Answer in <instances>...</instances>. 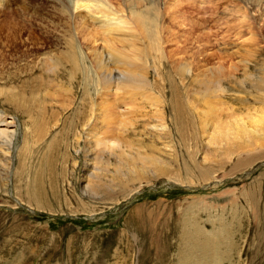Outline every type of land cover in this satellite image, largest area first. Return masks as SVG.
<instances>
[{"label": "rangeland", "instance_id": "374dc122", "mask_svg": "<svg viewBox=\"0 0 264 264\" xmlns=\"http://www.w3.org/2000/svg\"><path fill=\"white\" fill-rule=\"evenodd\" d=\"M69 39L87 73L75 75L66 63L54 71L36 67L49 58L65 61ZM104 51L139 59L137 70ZM184 67L191 68L185 78ZM127 70L128 82L147 86L116 93L115 78ZM0 79L1 91L17 88L15 99L0 95V112L20 132L12 177L0 174V264H179L189 233L214 238L223 228L231 241L224 237V258L209 264H264V138L217 153L202 136L216 115L207 118L211 86L226 90L227 104L212 105L228 110L219 113L223 120L230 114L252 126L264 113V0H0ZM100 97L106 112L99 120L122 123L125 143L117 145L125 158L83 137L76 111L90 115ZM14 103L24 107L16 111ZM108 105L124 118L115 121ZM75 134H83L79 144ZM138 154L151 158L139 161ZM39 182L46 189L44 197L35 189L40 208L25 201L28 186Z\"/></svg>", "mask_w": 264, "mask_h": 264}, {"label": "bare ground", "instance_id": "6f19581e", "mask_svg": "<svg viewBox=\"0 0 264 264\" xmlns=\"http://www.w3.org/2000/svg\"><path fill=\"white\" fill-rule=\"evenodd\" d=\"M82 5V4H81ZM85 5V4H84ZM87 8V7H86ZM146 21H147V23H149L148 22V20L147 19H145ZM143 21H144V19H143ZM110 25H111V27H114L111 23H110ZM124 25H125V23H121V24H119V25H116L115 27H117L119 30H122V29H124ZM149 25V24H148ZM139 26V25H138ZM140 28H141V26H140ZM149 30V29H148ZM150 33V32H149ZM144 34V33H143ZM91 35V34H90ZM70 36H72V35H70ZM88 36V35H87ZM126 36V35H125ZM147 36V35H146ZM93 37V36H92ZM109 37V36H108ZM112 37V36H111ZM70 38V37H69ZM72 38V37H71ZM102 38H104V37H102ZM128 38V37H127ZM149 38H150V40L152 41L153 40V35H149ZM73 39V38H72ZM136 39V38H135ZM73 40H75V39H73ZM69 41H70V39H69ZM68 41V42H69ZM107 41V40H106ZM66 43V44H69L70 46H68V45H66L67 47H68V50H69V52H70V54H63L62 55V57L65 55V61H63L62 60V58L61 59H59V61H55V60H57V59H52V58H49V59H45V60H42V61H39L38 62V64L36 65V67L38 66V68L39 69H43V70H45L44 68H46V70L47 71H54V70H57L58 69V65L60 66V67H62V63H66V64H69L70 66H71V68H72V72H73V74H78V75H84L85 73H87V68H85V66H81V59H80V57L78 56V50H80V48L78 49V45L77 44H75L74 42V44L72 43V41H70V43H72V44H70V43ZM108 43V42H107ZM81 44V43H80ZM108 44H111V43H108ZM77 45V46H76ZM118 45V44H117ZM132 46V45H131ZM139 46V45H138ZM141 47V46H140ZM135 50H137V49H135ZM81 51V50H80ZM133 51V50H132ZM92 52V54L94 55V56H96V57H101V61H103V58H102V53L101 52H94V51H91ZM130 53H131V51H130ZM107 56L108 57V59L109 60H111V58H114L115 59V61L117 62V63H123V64H125V65H127V66H129V67H135L136 65H134L139 59H136V58H129V57H126V56H124V57H122V55L120 54V53H115V52H112V51H104V56ZM103 56V57H104ZM57 58V57H56ZM59 58V57H58ZM82 58V57H81ZM93 58H95V57H93ZM83 59V58H82ZM106 59V58H105ZM98 60V59H97ZM149 61V60H148ZM95 63V62H94ZM111 63V62H110ZM140 65L142 66V68H143V66L144 65H146V63L144 64V61L142 60V61H140ZM105 64H106V62H105ZM184 64V63H183ZM93 65V64H92ZM96 65V64H95ZM97 65H98V63H97ZM99 67H101V65H103L102 64V62H99ZM65 66V65H64ZM94 66V65H93ZM107 66V65H106ZM150 66H151V64H150ZM153 66V65H152ZM186 66V65H185ZM66 67V66H65ZM64 67V68H65ZM95 67V66H94ZM98 67V66H97ZM98 67V68H99ZM104 66H102V68H103ZM178 67H181V66H178ZM187 67H189L188 65H187ZM93 68V67H92ZM105 68V67H104ZM137 67H135V69H136ZM140 68V67H139ZM35 69V68H34ZM110 69V68H109ZM156 69V66L154 65V70ZM191 69V68H190ZM190 69L189 68H186V67H184L181 71H180V75H181V77H184L185 76V74L188 72V73H190L191 71H190ZM31 70H33V69H31ZM71 70V69H70ZM103 70V69H102ZM115 70H117V69H115ZM137 70V69H136ZM147 70L149 71V69L147 68ZM153 70V69H152ZM151 70V71H152ZM160 70V69H159ZM158 70V71H159ZM36 71V70H35ZM40 71V70H39ZM42 71V70H41ZM100 71V70H99ZM104 71H105V69H104ZM113 72H114V70H112ZM143 71V70H142ZM31 72V71H30ZM101 72V71H100ZM110 72V71H109ZM109 72H108V74H107V72H106V74L107 75H109ZM139 72H140V70H139ZM147 72V71H146ZM150 72V71H149ZM155 72H157V70L155 71ZM26 73V72H25ZM69 73V72H68ZM102 73V72H101ZM129 74V71L127 70V71H120L117 75H118V77L117 78H115L116 80H120V84H118L117 85V88H116V93H118V91H119V93H120V91L121 90H125L124 92H126L127 91V89H129L130 87H132L133 88V90H139V89H141V88H144V87H146L147 85H146V82H144L143 80H135L134 78V81H130V82H128L129 81V79L127 78V80L125 79L126 77L125 76H127V74ZM154 73V72H153ZM161 73V72H160ZM178 73V72H177ZM18 74V73H17ZM98 74V73H97ZM134 74V73H133ZM132 74V76L133 77H135L136 79H137V76H134ZM158 74V73H157ZM209 74V73H208ZM20 75V74H19ZM25 75V74H24ZM43 75V74H42ZM46 75V74H45ZM72 75V74H71ZM101 76H102V74H100ZM111 77H113V75H114V73L112 74V72H111ZM159 75V74H158ZM189 75V74H188ZM31 76V75H30ZM51 76V75H50ZM101 76H99V77H101ZM104 76H106L105 74H104ZM140 76V75H139ZM160 76V75H159ZM179 76V75H178ZM195 76H197V75H195ZM213 76V75H212ZM17 77V76H16ZM33 77V76H32ZM75 77V76H74ZM107 77H110V76H107ZM180 77V78H181ZM194 77V76H193ZM18 78V77H17ZM31 78V77H30ZM34 78V77H33ZM40 78V77H39ZM53 78V77H52ZM57 78V77H56ZM102 78V77H101ZM185 78V77H184ZM200 78V77H199ZM12 79H14V77L12 78ZM126 80L125 81V83L122 85L121 84V82H124L123 80ZM161 79V78H160ZM193 79V78H192ZM207 80H209L208 79V77L206 78ZM1 80V79H0ZM50 80V79H49ZM52 80V79H51ZM101 80V79H100ZM99 80V81H100ZM109 80V79H108ZM215 80L216 81H218L217 79H216V77H215ZM26 81V80H25ZM25 81H23L24 83H25ZM47 81V80H46ZM72 81V80H71ZM215 81V82H216ZM222 81V80H221ZM262 81H263V79H262ZM39 82V81H38ZM53 82V81H52ZM55 82V81H54ZM69 82V81H68ZM111 82V81H110ZM109 82V83H110ZM193 82V81H192ZM23 83V84H24ZM27 83V82H26ZM29 83H31V82H29ZM36 83V82H35ZM101 83V85H102V82H100ZM106 83V82H105ZM182 83V82H181ZM205 83H207V82H205ZM210 83V82H209ZM221 83H223V82H221ZM23 84H21V85H23ZM31 84H33V83H31ZM104 84V83H103ZM114 84L116 85V83L114 82ZM129 84H131V85H129ZM183 84V83H182ZM210 84H214V83H210ZM14 84L13 83H11V84H8V86H6L7 87V90L5 89V91L3 90V91H1L0 92V95H12V97L15 99V97H16V95H15V93H14V91L17 89V88H15V87H12ZM18 85V84H17ZM25 85V84H24ZM111 85V84H110ZM113 85V84H112ZM111 85V86H112ZM33 87L34 86H36V85H32ZM54 85H52V87H53ZM57 86V84H55V87ZM104 86H105V84H104ZM103 86V87H104ZM108 85H107V83H106V87H107ZM121 86V87H120ZM204 87L206 86V85H203ZM38 87V86H37ZM99 87V86H98ZM207 87V86H206ZM36 88V87H35ZM57 88V87H56ZM67 88V87H66ZM109 88V87H108ZM99 89V88H98ZM100 89H101V87H100ZM24 90V89H23ZM57 90H59L58 88H57ZM48 91V90H47ZM63 91V90H62ZM16 92V91H15ZM49 92V91H48ZM51 92V91H50ZM63 92H65V91H63ZM73 92V91H72ZM114 92V91H113ZM123 92V93H124ZM60 93V92H59ZM100 93H101V91H100ZM99 93V94H100ZM115 93V92H114ZM115 93V95H117ZM197 93V95L199 94L198 92H196ZM225 93H226V90H225V88H223V87H221V86H219V87H215V85L212 87H209V89H208V94L205 96L203 93V95H204V97H206V108H207V110H208V112L207 113H209V115H207V118H212V114L211 113H216V115L214 114V116H215V120L214 121H208V123H205L204 124V128H203V130H202V136L204 135L205 136V139L207 140V144H206V147L208 148H210L211 146L213 147V148H215L216 146L218 147V150H215V152H217V151H219L220 149H225L224 147H226L227 149H229V150H231L232 149V147L234 146V142H237V143H246V141H245V138L246 139H250L252 136H254L255 135V137L257 138V139H260V138H264V113H263V115H261V116H259L258 118H252L251 119V124H252V126L251 125H245V124H243L238 118L237 119H234L233 118V116L231 115L230 116V114H229V116H227L226 115V117H224V119L226 118V120H223L221 117H220V115H222V114H220L219 115V113L221 112V111H223V109L221 108L222 106H217L216 105V107L217 108H212V105H214V103H216V101H217V103H218V105H222V104H227L225 101H224V99L223 98H225ZM24 94V93H23ZM110 94V96L112 97V95H111V93H108V95ZM121 94H122V92H121ZM120 94V95H121ZM126 94H130V93H127L126 92ZM49 95H51V93L49 94ZM60 95V94H59ZM67 95V94H66ZM68 95H69V93H68ZM101 95V94H100ZM120 95H118V96H120ZM132 95V94H131ZM192 95V94H191ZM200 95H201V93H200ZM202 95V96H203ZM53 96V95H52ZM61 96V95H60ZM104 96V95H103ZM122 96V95H121ZM135 96V95H134ZM106 97H108V96H106ZM115 97H117V96H115ZM130 97V96H129ZM5 98V97H4ZM24 98V97H23ZM58 98V97H57ZM56 98V99H57ZM64 98V97H63ZM68 98V97H67ZM123 98V97H122ZM13 99V100H14ZM61 100H63L62 99V97L60 98ZM60 99H58V100H60ZM65 99V98H64ZM96 99H97V96H96ZM111 99V98H110ZM109 98H108V102H109V100H110ZM112 99H113V97H112ZM115 99H117V98H115ZM120 99V98H119ZM118 99V100H119ZM204 99V98H203ZM6 100H7V98H6ZM13 100H11V101H13ZM101 100V101H100ZM100 102H97V103H95L96 105L94 106V105H92V107H91V109H92V111H91V113H90V115H86V114H84V116L82 115V113H81V111H76V113L78 114V116H80L83 120H82V123L81 124H83V129H84V131H83V133H84V135L83 134H75V139H74V141L75 142H77L76 144H79L80 142H81V140H82V135H83V137L84 136H86V138H88V140H86V141H88V143H89V145H91V144H96V146L98 147H102V148H100V149H102V152L104 153V154H106L105 153V150H109L110 149V151H111V153L110 154H107V155H110V156H116L117 158L118 157H123V158H125L124 157V152H123V147H121V146H119V145H117L118 143L119 144H124L125 143V141H123V139H124V132L125 131H123L122 132V130L118 127V126H121V122H119V123H116V124H111V125H113L112 127L110 126V123H107V122H105V121H103V120H99L100 118H103V116H104V114H105V112H102V110L101 109H99V107H101V105H103L104 103H103V101H105V100H103V98L102 97H100ZM10 101V100H9ZM52 101V100H51ZM69 101V100H68ZM71 101H73L72 100V97H71ZM106 101V102H107ZM111 101V100H110ZM128 101V100H127ZM157 101V100H156ZM195 101V100H194ZM15 102H17V101H15ZM57 102H59V101H57ZM63 102V101H62ZM107 102V103H108ZM125 102H126V99H125ZM158 103L160 102V101H157ZM163 102V101H162ZM162 102H160V104L162 103ZM7 103V102H6ZM54 103V102H53ZM53 103H52V105H53ZM70 103V102H69ZM116 103V102H115ZM119 103V102H118ZM117 103V104H118ZM137 103V102H136ZM164 103V102H163ZM213 103V104H212ZM12 104V103H11ZM15 104V103H14ZM61 104V103H60ZM64 104V103H63ZM106 104V103H105ZM105 104L103 105V108H105L104 106H105ZM110 104H112V103H110ZM117 104H116V106H117ZM120 105H122V103H119ZM125 104V103H124ZM10 105V104H9ZM51 105V106H52ZM54 105H56V104H54ZM58 105V104H57ZM196 105V104H195ZM205 105V104H204ZM64 107H65V105H63ZM86 106V105H85ZM91 106V105H90ZM111 106V105H110ZM109 105L106 107L108 110H109V107H110ZM114 106H115V104H114ZM125 106V105H124ZM126 106H127V103H126ZM159 106V105H158ZM163 106V105H162ZM161 106V107H162ZM21 107H24L23 105H20V104H15L14 105V109L16 110V111H20V108ZM58 108H60L59 106H57ZM67 107V106H66ZM71 107V106H70ZM119 107V106H118ZM180 107V106H179ZM68 108V107H67ZM66 108V109H67ZM102 108V107H101ZM112 108V107H111ZM63 109V108H62ZM65 109V108H64ZM63 109V110H64ZM65 109V110H66ZM90 109V108H89ZM113 109H115V108H113ZM159 109V108H158ZM158 109H156V110H158ZM178 109H180V108H178ZM213 109H214V111H213ZM229 109V108H228ZM61 110V109H60ZM69 110V109H68ZM82 110H84V109H82ZM105 110V109H104ZM116 110H117V107H116ZM119 110H121V109H119ZM161 110V109H160ZM227 110V109H226ZM85 111V110H84ZM110 111V110H109ZM122 111V110H121ZM125 111H126V109H125ZM176 111V110H175ZM213 111V112H212ZM228 111V110H227ZM227 111H224V113L225 112H227ZM53 112V111H52ZM127 112V111H126ZM157 112V111H156ZM109 113H111L110 114V116L115 120V121H117V119H116V117H122L123 116V113L122 112H117L116 111V114L117 115H115V114H113L111 111L109 112ZM108 113V114H109ZM206 113V114H207ZM221 113H223V112H221ZM223 113V114H224ZM158 114H163L164 115V113L163 112H159ZM226 114V113H225ZM228 114V113H227ZM160 115H159V117H160ZM161 117H163V116H161ZM256 117V116H255ZM123 118H124V116H123ZM210 118V119H211ZM120 119H122V118H120ZM250 119V118H249ZM209 120V119H208ZM212 120V119H211ZM249 122V121H248ZM18 122H16V120L15 119H13V118H9V115L4 111V112H0V174L2 175L3 174V176L4 177H6V178H10V177H12V171H13V162H14V158H13V146H14V143L18 140V135H20V132H19V128H18V124H17ZM104 124H105V126H104ZM79 127V126H78ZM82 127V126H81ZM209 127H210V129H209ZM118 128L120 129V131H117L118 130ZM125 128H127L126 126H125ZM160 128H161V130H166V126L164 125V124H162V125H160ZM128 129V128H127ZM126 130V129H125ZM81 131H82V128H81ZM87 132H88V134H87ZM159 132V131H158ZM165 132V131H164ZM78 133V132H77ZM88 135V136H87ZM25 136H27V134H25ZM204 139V140H205ZM252 139V138H251ZM84 141V140H83ZM74 142V143H75ZM88 145V144H87ZM215 146V147H214ZM98 147V148H99ZM106 147V148H105ZM85 148H86V146H85ZM90 147L88 146V149H87V153H88V151H89V153H90V149H89ZM208 148V149H209ZM217 149V148H216ZM94 150V149H93ZM212 150V149H211ZM84 151V150H83ZM94 151H96V150H94ZM100 151V150H99ZM208 151H210V150H208ZM221 151V150H220ZM227 151V150H226ZM93 152V151H92ZM213 152V151H212ZM221 152H223V151H221ZM221 152H219V153H221ZM224 152H225V150H224ZM88 153V154H89ZM95 153V152H94ZM103 153H101V154H103ZM218 153V152H217ZM87 154V155H88ZM100 154V153H99ZM94 156V155H93ZM86 157V156H85ZM88 157V156H87ZM86 157V158H87ZM148 158H151L150 156H142L141 154H138V156L136 157V159L137 160H139V161H147L148 160ZM153 158V157H152ZM90 159V158H89ZM120 159V158H119ZM118 159V160H119ZM128 159H129V156H128ZM98 160V159H97ZM103 160V159H102ZM101 160V161H102ZM108 160V159H107ZM87 161V160H86ZM120 161V160H119ZM118 161V162H119ZM122 161H123V159H122ZM125 161V160H124ZM127 161V160H126ZM152 162H154V160H151ZM103 162H104V160H103ZM92 163H93V161H92ZM91 163V164H92ZM147 162H144L143 164H146ZM149 163H150V161H149ZM104 164V163H103ZM118 164V163H117ZM121 164V163H120ZM158 164H160V163H158ZM75 166H78V162L76 161L75 162V164H74ZM207 165V164H206ZM205 165V166H206ZM88 166V165H87ZM94 166V165H93ZM109 166H111V163L110 162H107L106 163V167H109ZM117 166V165H116ZM118 167V166H117ZM95 168V167H94ZM89 169V168H88ZM103 169V168H102ZM109 169H110V167H109ZM95 170V172H97L96 171V168L94 169ZM98 170V169H97ZM106 170V169H105ZM116 170V169H115ZM119 170V169H118ZM164 170H166V169H164ZM19 171V170H18ZM92 171V170H91ZM117 171V170H116ZM159 171H160V169H159ZM163 171V170H162ZM162 171H160V172H162ZM94 171L92 172L93 174L95 173ZM103 172V171H102ZM103 174H104V172H103ZM15 175V174H14ZM19 176V175H18ZM98 176V175H97ZM104 176V175H103ZM102 176V177H103ZM94 177H96V175L94 176ZM93 177V178H94ZM95 179V178H94ZM97 179H99V178H96L95 180H97ZM102 179V178H101ZM93 180V179H92ZM91 182H93V181H91ZM96 182V181H95ZM98 182V181H97ZM100 182H101V180H100ZM99 182V183H100ZM94 183V182H93ZM93 183H92V185H93ZM39 184L40 185H38V184H35L34 186L32 185H30V186H28L29 187V192H28V194H26L27 196H25L26 197V199H25V201H27V203L28 204H30V205H32V206H37L38 208H40V206H41V202H40V198H38L37 199V197H36V195L34 194L35 193V189H36V191H37V193L40 195V197L41 196H43L44 197V193H45V187L43 186V184L41 183V182H39ZM95 184V183H94ZM91 185V184H90ZM89 185V183L87 184V186H86V189H85V191L86 192H89L90 193V190H91V186ZM94 186V185H93ZM23 187V186H22ZM25 189V188H24ZM25 191H26V189H25ZM24 190H23V192H25ZM50 192V191H49ZM6 194H8V193H6ZM20 195V194H19ZM22 195V194H21ZM86 195V194H85ZM55 197H56V195H55ZM47 198V196L45 197V199ZM19 200V199H18ZM48 202H49V200H47ZM229 232V230L227 229V228H223V230L219 233V234H217L214 238H212V237H210V236H208V235H205V234H203L201 231H197V235L195 236L194 234H188V236H187V240H189L190 241V244L189 245H187V248H186V250L185 251H183V252H180L179 253V264H209L208 263V258H213L214 260H222L221 258H224L222 255H223V250H224V248H225V239H224V237H227V240L228 241H231L230 239H231V234H229L228 233ZM197 237H201V238H203L204 239V242L203 243H199L198 241H197ZM214 240H217L219 243H215L214 242ZM219 249L221 250V252H222V255L220 254V252H219ZM204 260H205V262H204Z\"/></svg>", "mask_w": 264, "mask_h": 264}]
</instances>
